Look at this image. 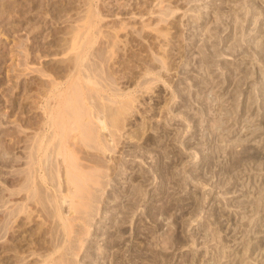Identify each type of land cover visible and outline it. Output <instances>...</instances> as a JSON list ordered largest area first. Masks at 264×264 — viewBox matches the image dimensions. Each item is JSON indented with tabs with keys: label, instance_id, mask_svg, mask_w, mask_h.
Listing matches in <instances>:
<instances>
[{
	"label": "rangeland",
	"instance_id": "1",
	"mask_svg": "<svg viewBox=\"0 0 264 264\" xmlns=\"http://www.w3.org/2000/svg\"><path fill=\"white\" fill-rule=\"evenodd\" d=\"M162 1L0 0V264H264V0ZM78 89L131 104L67 137L79 192L45 125Z\"/></svg>",
	"mask_w": 264,
	"mask_h": 264
},
{
	"label": "bare ground",
	"instance_id": "2",
	"mask_svg": "<svg viewBox=\"0 0 264 264\" xmlns=\"http://www.w3.org/2000/svg\"><path fill=\"white\" fill-rule=\"evenodd\" d=\"M166 1V0H165ZM228 1H231V0H228ZM257 1V0H256ZM255 1V2H256ZM158 2V1H157ZM164 1H162L161 0V3H163ZM226 2V1H225ZM164 4V3H163ZM163 4H161L162 6H163ZM245 4V3H244ZM157 5H158V3H157ZM156 5V6H157ZM256 5V4H255ZM165 7V6H164ZM214 8H215V6H213ZM258 7V6H257ZM263 7V6H262ZM219 8V7H218ZM247 8V7H246ZM249 8V7H248ZM250 9V8H249ZM215 10H217V9H215ZM219 11V10H218ZM166 12V14H167V11H165ZM164 12V13H165ZM153 13V12H152ZM162 13V12H161ZM164 13H162L163 15H166V14H164ZM219 13V12H218ZM221 13V12H220ZM236 13V12H235ZM246 13H248V12H246ZM244 16V15H243ZM239 17V16H238ZM242 17V16H241ZM248 17V16H247ZM165 18V17H164ZM160 19V18H159ZM161 19H163V18H161ZM245 19V18H244ZM248 19V18H247ZM242 20H243V18H242ZM246 20V19H245ZM164 21V20H163ZM237 21V20H236ZM244 21V20H243ZM248 21V20H247ZM246 21V22H247ZM239 22V21H238ZM240 23H242V22H240ZM242 24H244V23H242ZM150 25V24H149ZM241 25V24H240ZM147 26V25H146ZM245 27V26H244ZM239 29H241V28H243L242 26H241V28H240V26L238 27ZM112 30V29H111ZM115 30V29H114ZM261 30V29H260ZM103 31V30H102ZM117 31V30H116ZM257 31V30H256ZM104 32V31H103ZM110 32V31H109ZM242 32H243V30H242ZM264 32V31H263ZM84 33V32H83ZM112 35H113V32L111 33ZM118 34H119V32H118ZM263 34V33H262ZM107 35V34H106ZM110 35V34H109ZM108 35V36H109ZM105 36V35H104ZM108 36H106V38L108 37ZM118 35H114V36H111L110 35V37L112 38H114V37H117ZM75 39V38H74ZM115 39V38H114ZM243 39V38H242ZM112 40V39H111ZM116 40V39H115ZM78 41V40H77ZM109 41H110V38H109ZM238 41V40H237ZM241 42V41H240ZM78 43V42H77ZM236 43V42H235ZM264 43V42H263ZM112 44V43H111ZM116 44V43H115ZM114 44V45H115ZM237 44V43H236ZM77 45V44H76ZM81 45H83V44H81ZM80 45V46H81ZM239 45H241V44H239ZM263 45V44H262ZM75 46V45H74ZM214 46V45H213ZM260 46V45H259ZM234 47V46H233ZM238 47V46H237ZM216 48V47H215ZM214 48V49H215ZM239 48V47H238ZM241 48V47H240ZM262 48V47H261ZM218 49V48H217ZM237 50V49H236ZM239 50V49H238ZM215 51V50H214ZM214 51H213V53H214ZM218 52H220V50L218 51ZM78 54V53H77ZM219 54V53H218ZM222 54V53H221ZM210 57V56H209ZM75 61V60H74ZM165 62V61H164ZM262 62H263V60H262ZM207 64V63H206ZM74 65V64H73ZM85 66V65H84ZM90 68V67H89ZM88 70V69H87ZM83 72V71H82ZM95 72V71H94ZM89 73H90V71H89ZM80 74H81V71H78V76L77 77H79L80 76ZM47 75V74H46ZM82 76H83V79H85L86 80V82L87 83H90V84H96L94 87H96V86H98V82L96 81V82H93L92 80H93V77H92V75H91V73H90V75L89 74H85V73H83V74H81ZM97 75H99V74H97ZM82 76H80V77H82ZM101 77V76H100ZM46 80H48V79H46ZM49 81H51V79L49 80ZM48 81V82H49ZM115 81V80H114ZM53 82H55V81H53ZM52 82V83H53ZM113 81H111V83H112ZM117 82V81H116ZM241 81H239V83H240ZM51 83V82H50ZM76 83H78V82H76ZM102 83V82H101ZM109 83V82H108ZM115 83V82H114ZM113 83V84H114ZM238 83V84H239ZM110 84V83H109ZM109 84H107V85H109ZM115 84H117V83H115ZM103 86V85H102ZM114 86V85H113ZM112 86V87H113ZM118 86V85H117ZM239 86V85H238ZM49 87H50V85H49ZM73 87V86H72ZM80 87V86H79ZM103 87H105V86H103ZM111 87V88H112ZM240 87V86H239ZM238 87V88H239ZM54 88L55 89H59L60 90V87L58 86V83L56 84V85H54ZM97 88V87H96ZM118 89H119V87H117ZM73 89H74V87H73ZM115 89H116V86H115ZM117 89V90H118ZM48 90V89H47ZM63 90H65V89H61L60 90V92L58 93L59 94V99H60V97H61V99H63L62 97H65L64 96V94H66V92L65 91H63ZM67 90V89H66ZM102 89H98V91H101ZM112 90H114V88L112 89ZM120 90V89H119ZM73 91V90H72ZM77 91H78V93H77ZM77 91H75V95L73 94V96H71V97H73V99H67V98H69V95H68V93H67V95H68V97H66L63 101L62 100H58V104L57 103H55L54 104V106H49V109H48V111H47V115H48V117H46L47 118V122H46V126H47V128H48V132H49V130H50V132H51V134H52V137H51V139L53 140V138H55V137H57V135H59L60 134V136H62L63 134V139L61 140V142H60V149H59V153H60V151H61V153H65V154H63V155H65L67 158L65 159L66 160V162H65V164H67V166L65 165V167H66V175H67V178H66V180H67V182H69V184H71L72 186H74L75 188H76V191H80L81 189H80V184L81 183H83L84 182V180H85V178H87V180H89L88 179V177H86V172L85 171H83V170H81V168L79 167V165L77 164V163H79V162H77L78 160V157L76 156V151H75V146H76V144H74V143H72L67 137L70 135V132H72V131H74V130H78L77 129V127L79 126V123H82V125H81V127H80V129H79V131H80V133L82 134V135H84V136H86V137H91V138H93V137H95L99 142L101 141L102 143H104L103 141H107V139L106 138H109L110 136H112V138H113V136H115V138H116V135H114V134H112L113 132H114V130H113V132L112 131H109L108 132V129L109 130H112V129H110V124H111V122L113 121V119H115L113 122L116 124H118L119 123V125H120V120H122L123 121V119H121L120 117L118 118V116L120 115L121 116V114L123 115V116H125V110L127 109V107L129 106V105H131V104H128V102H127V104H126V100H124V102H121V103H123V105L124 106H126V105H128L127 107H123V106H121V107H119V108H112V107H110L109 108V106L110 105H106V106H108V107H102V105H100V107H102V108H104V109H99L100 107L99 106H95V105H97V104H99V103H96V99L94 100V98H93V100L95 101V107H98V108H96V110L94 109L93 110V108H94V106H93V108H92V110L90 109V108H87V107H85L84 106V108H82V107H78V106H76L75 105V100L77 101L78 99H79V97L81 96V94H80V89H78ZM85 91H87L88 92V90H85ZM92 92H94V91H92ZM91 92V93H92ZM113 94H109V97L110 98H108V99H110V100H112V101H114V99L115 100H117L120 96H119V93H118V98H117V93L115 92H112ZM89 94V93H88ZM71 95V94H70ZM86 95H87V93H86ZM124 95V94H123ZM88 96H90V95H88ZM87 96V97H88ZM103 96V95H102ZM121 96H122V94H121ZM126 96H128V95H126ZM126 96H124V97H126ZM58 97H56V98H58ZM70 97V98H71ZM74 97H75V99H74ZM99 97V96H98ZM133 98V97H132ZM90 99V98H89ZM105 99V98H104ZM131 99V98H130ZM80 100H81V98H80ZM91 100V99H90ZM132 100V99H131ZM130 100V101H131ZM65 101V102H64ZM112 101H110V102H112ZM128 101H129V99H128ZM130 101H129V103H130ZM65 103V105H66V107H64L65 105L63 104V103ZM79 102V101H78ZM78 102H77V104H78ZM81 102V101H80ZM88 102H90V101H88ZM98 102V101H97ZM116 102H118V101H116ZM46 103H48L47 101H46ZM61 103V104H60ZM93 103V102H92ZM91 103V104H92ZM119 103V102H118ZM125 103V104H124ZM49 104V103H48ZM90 104V103H89ZM101 104V103H100ZM112 104H114L113 102H112ZM84 105V104H83ZM115 105V104H114ZM113 105V106H114ZM79 106H81V105H79ZM92 107V106H91ZM46 108H47V105H46ZM88 109V111H86V113L84 112L83 113V111L85 110V109ZM126 108V109H125ZM131 108V106L128 108V109H130ZM86 109V110H87ZM98 110V111H97ZM129 111V110H128ZM127 112V111H126ZM121 113V114H120ZM128 113V112H127ZM84 114V115H83ZM85 115H87V117H88V119H89V121L87 122L86 120H84V118H86V116ZM53 116V117H52ZM123 116H121V117H123ZM108 119H109V121L110 120H112L111 122H108V123H110V124H108V127H107V121H108ZM84 120V121H83ZM119 120V122H115V121H118ZM113 123V125L115 126V124ZM95 126H94V125ZM97 124L99 125H101V127H102V132H103V129H107V131H104V134H105V132H107V133H110L111 135L110 136H108V137H103V133L102 132H100L99 131V129L100 128H98L97 127ZM44 125V126H45ZM112 125V124H111ZM112 125V126H113ZM119 125H118V127H119ZM41 127H42V125H41ZM61 127V128H60ZM45 128V127H44ZM47 128H46V130H47ZM117 128V127H116ZM59 129V130H58ZM45 130V131H46ZM61 130V131H60ZM63 130V131H62ZM101 133V134H100ZM50 134V135H51ZM103 134V135H102ZM46 135H47V133H46ZM49 135V134H48ZM108 135V134H107ZM106 136V135H105ZM44 137H45V132H44ZM50 137H48L47 138V141L49 140V142L51 141V139H49ZM58 138V137H57ZM69 138H71V137H69ZM78 138V137H77ZM90 138V139H91ZM94 138V139H95ZM115 138H114V141H115ZM72 140H74L73 138H71ZM110 139V138H109ZM57 140V139H56ZM92 140V139H91ZM111 140V139H110ZM47 141H45V142H47ZM85 141V140H84ZM94 142H95V140H93ZM109 141V140H108ZM107 141V142H108ZM112 141V140H111ZM110 141V142H111ZM114 141H112V142H114ZM57 142H59V141H57ZM112 142H111V144H112ZM56 143V142H55ZM54 143V144H55ZM117 143V142H116ZM47 144V143H46ZM46 144H44V145H46ZM54 144H53V147H54ZM98 144V143H97ZM106 143H104L103 145H105ZM109 144V143H108ZM110 144V145H111ZM56 145V144H55ZM50 146H51V144H50ZM102 146V145H101ZM57 147V146H56ZM73 147V148H72ZM106 147H108V146H106ZM106 147H104V148H106ZM112 147H114V146H112ZM109 148V150H111L110 148L111 147H108ZM107 148V149H108ZM54 149V148H53ZM78 149V148H77ZM115 149V148H114ZM50 150V149H49ZM43 151H44V149H43ZM51 152V151H50ZM45 153H46V150H45ZM49 153V152H48ZM47 154V153H46ZM45 154V155H46ZM67 154V155H66ZM43 156V155H42ZM58 156V155H57ZM60 156V155H59ZM65 156H63V157H65ZM48 157V156H47ZM50 157V156H49ZM52 158H54V155H53V157ZM84 158V157H83ZM55 159V158H54ZM64 159V158H63ZM46 160H47V158H46ZM45 160V161H46ZM64 160V161H65ZM49 161V160H48ZM91 161V160H90ZM59 162H61V161H59ZM42 163H43V161H42ZM45 163V162H44ZM60 166V165H59ZM86 166V165H85ZM84 166V167H85ZM91 167V166H90ZM86 168H87V166H86ZM101 170V169H100ZM57 173V172H56ZM59 173V172H58ZM57 173V174H58ZM88 173V172H87ZM93 173H95V172H93ZM63 174V173H62ZM96 174V173H95ZM100 174H101V172H100ZM59 175V174H58ZM99 175V174H98ZM64 176V175H63ZM65 178V177H64ZM64 178H63V180H64ZM46 179H48L47 177H46ZM62 180V181H63ZM61 182V181H60ZM96 182V181H95ZM61 185H63V184H61ZM65 185V184H64ZM67 185V184H66ZM58 186V185H57ZM69 186V185H68ZM82 186V185H81ZM60 188H61V186H59ZM65 187V186H64ZM59 188V190H61ZM67 189V188H66ZM73 189V188H72ZM85 189V188H84ZM70 190H71V188H70ZM71 191H73V190H71ZM76 191H74L73 193L75 194L76 193ZM78 191V192H79ZM87 191V190H86ZM88 192V191H87ZM71 194V193H70ZM78 195V194H77ZM59 196V195H58ZM76 196V195H75ZM74 196V197H75ZM79 196V195H78ZM77 197V196H76ZM85 197V196H84ZM81 198V197H80ZM71 199H73V198H71ZM63 200H64V196H63ZM66 200V199H65ZM62 201V200H61ZM71 201V200H70ZM73 201V200H72ZM71 201V204L73 203ZM63 202V201H62ZM61 202V203H62ZM65 203V202H64ZM69 204V203H68ZM83 204V203H82ZM73 205V204H72ZM61 206V205H60ZM66 260V259H65ZM69 263H71V262H69ZM64 264V263H63Z\"/></svg>",
	"mask_w": 264,
	"mask_h": 264
}]
</instances>
